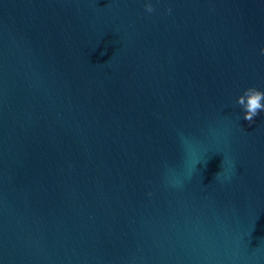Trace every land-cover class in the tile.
Here are the masks:
<instances>
[{
    "label": "water",
    "instance_id": "water-1",
    "mask_svg": "<svg viewBox=\"0 0 264 264\" xmlns=\"http://www.w3.org/2000/svg\"><path fill=\"white\" fill-rule=\"evenodd\" d=\"M145 2L0 0V264H264V0Z\"/></svg>",
    "mask_w": 264,
    "mask_h": 264
},
{
    "label": "clouds",
    "instance_id": "clouds-1",
    "mask_svg": "<svg viewBox=\"0 0 264 264\" xmlns=\"http://www.w3.org/2000/svg\"><path fill=\"white\" fill-rule=\"evenodd\" d=\"M144 9L150 14L155 11V8L150 0H146L144 3ZM165 12L171 13V8H165ZM260 51L264 54V47H262ZM237 103L243 109V120H246L249 124H251L254 122L257 115L264 113V91L256 88L255 86L246 87L242 94L237 96Z\"/></svg>",
    "mask_w": 264,
    "mask_h": 264
}]
</instances>
